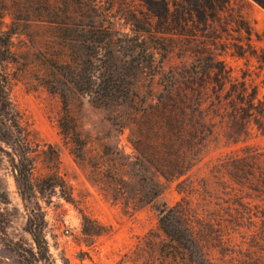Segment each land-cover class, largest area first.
Masks as SVG:
<instances>
[{
  "label": "trees",
  "instance_id": "1",
  "mask_svg": "<svg viewBox=\"0 0 264 264\" xmlns=\"http://www.w3.org/2000/svg\"><path fill=\"white\" fill-rule=\"evenodd\" d=\"M252 3L264 9V0H59L42 16L67 50L46 64L44 83L59 93V126L80 149L84 142L67 92L95 106L129 105L137 94L126 89L127 78L138 81L152 71L156 53L162 63L168 48L159 41L165 36L184 41L181 54L189 62L164 71V91L146 114V128L139 127L143 134L132 140L138 165L147 164L145 195L167 239L166 262L214 264L213 250L228 245L245 224L256 226L252 235L264 236V144L255 141L264 136V48L257 44ZM15 23L5 29L0 16V140L10 148L5 153L20 196L29 201L37 150L11 97L15 75L7 64L15 62ZM213 143L225 150L203 169ZM171 184L179 195L172 204L161 198ZM31 219L35 250L6 238L0 244L26 264H52L42 216Z\"/></svg>",
  "mask_w": 264,
  "mask_h": 264
},
{
  "label": "rangeland",
  "instance_id": "2",
  "mask_svg": "<svg viewBox=\"0 0 264 264\" xmlns=\"http://www.w3.org/2000/svg\"><path fill=\"white\" fill-rule=\"evenodd\" d=\"M56 2L0 0L2 27L8 29L12 20L17 24L11 36L15 62L7 64L15 75L11 97L35 134L31 147L37 150L34 197L24 201L5 153L10 148L0 140V238L35 250L30 222L32 216L40 215L52 264H175L165 261L167 239L145 195L150 175L147 164L138 165L132 140L143 134L139 127L146 128V114L164 91V71L189 62L181 54L184 41L165 36L164 43L159 41L168 48L162 63L156 53L152 71L146 69L138 81L127 78L126 89L137 94L129 105L95 106L86 96L67 92L70 114L84 142L80 149L59 126V93L49 91L44 83L50 75L46 64L67 53L55 38V29L42 21L46 8ZM250 12L260 35L257 44L264 48V9L252 3ZM260 96L264 100V87ZM255 141L264 144V136ZM223 150L211 144L200 166L204 169V163ZM161 198L170 204L179 198L173 184ZM65 228L70 229V243L62 236ZM255 228L245 224L228 245L214 249L213 263L261 264L264 236L252 235ZM0 264L26 263L15 250L0 244Z\"/></svg>",
  "mask_w": 264,
  "mask_h": 264
},
{
  "label": "built area",
  "instance_id": "3",
  "mask_svg": "<svg viewBox=\"0 0 264 264\" xmlns=\"http://www.w3.org/2000/svg\"><path fill=\"white\" fill-rule=\"evenodd\" d=\"M62 236L67 239V243H70L69 238L71 236V233L69 228H65L62 230Z\"/></svg>",
  "mask_w": 264,
  "mask_h": 264
}]
</instances>
